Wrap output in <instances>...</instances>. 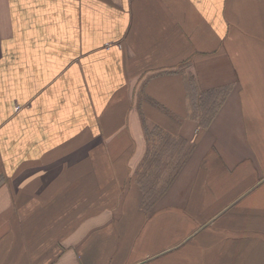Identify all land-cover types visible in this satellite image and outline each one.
<instances>
[{
    "label": "crops",
    "instance_id": "obj_1",
    "mask_svg": "<svg viewBox=\"0 0 264 264\" xmlns=\"http://www.w3.org/2000/svg\"><path fill=\"white\" fill-rule=\"evenodd\" d=\"M0 264H264V0H0Z\"/></svg>",
    "mask_w": 264,
    "mask_h": 264
},
{
    "label": "trees",
    "instance_id": "obj_2",
    "mask_svg": "<svg viewBox=\"0 0 264 264\" xmlns=\"http://www.w3.org/2000/svg\"><path fill=\"white\" fill-rule=\"evenodd\" d=\"M204 115L206 116V113H204ZM203 120L205 119V118H202Z\"/></svg>",
    "mask_w": 264,
    "mask_h": 264
}]
</instances>
